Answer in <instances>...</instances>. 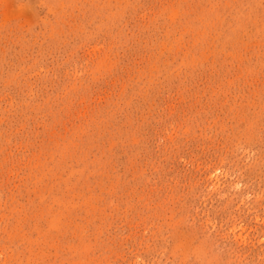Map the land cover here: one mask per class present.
Returning a JSON list of instances; mask_svg holds the SVG:
<instances>
[{
    "label": "rangeland",
    "instance_id": "rangeland-1",
    "mask_svg": "<svg viewBox=\"0 0 264 264\" xmlns=\"http://www.w3.org/2000/svg\"><path fill=\"white\" fill-rule=\"evenodd\" d=\"M0 264H264V0H0Z\"/></svg>",
    "mask_w": 264,
    "mask_h": 264
}]
</instances>
